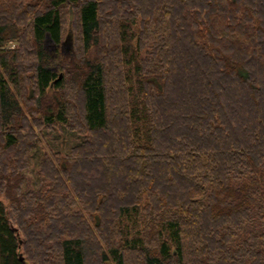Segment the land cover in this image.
<instances>
[{"label":"trees","instance_id":"16d2710c","mask_svg":"<svg viewBox=\"0 0 264 264\" xmlns=\"http://www.w3.org/2000/svg\"><path fill=\"white\" fill-rule=\"evenodd\" d=\"M0 196V264H264V0H0Z\"/></svg>","mask_w":264,"mask_h":264},{"label":"rangeland","instance_id":"374dc122","mask_svg":"<svg viewBox=\"0 0 264 264\" xmlns=\"http://www.w3.org/2000/svg\"><path fill=\"white\" fill-rule=\"evenodd\" d=\"M69 20L70 21H72V14L70 13V15H69ZM68 29V27L66 28V32H67V34H65V36L63 37V39H62V43H61V46H60V50H61V52H62V54L63 55H68V54H70L71 53V50L73 49V47H74V43L72 42V36H71V34L69 33V29ZM72 42V43H71ZM13 46V45H12ZM45 48H46V50L48 51V52H50V53H54V51H55V49L57 48V47H55V46H53L50 42H47L46 44H45ZM54 68H56V66L55 65H52ZM56 136H59L60 138H63V136L64 135H57L56 134ZM54 136L52 135V134H48V133H46V135H45V138H46V140L48 141V146L49 147H51V149L53 148H55V147H57V146H59V147H61L60 149L61 150H64L65 151V149L68 147V145H62V146H60L61 145V142H62V139H58L57 141H55L56 139H53L52 140V138H53ZM65 138L67 137V136H64ZM45 142V141H44ZM68 142H69V140H68ZM70 144V143H69ZM44 145L45 146H47L45 143H44ZM63 151V152H64ZM35 152V151H34ZM48 152H50V151H48V149L47 148H42L41 150H39L38 152H36V153H34L33 155H32V159H31V162H30V168H29V170L25 173V175H26V187H27V189H35L36 188V182H35V177H34V174H35V172H36V170H37V164H38V159H39V157H41V155L43 154V153H48ZM0 200H2L5 204H7V202L6 201H4L3 200V198L0 196Z\"/></svg>","mask_w":264,"mask_h":264},{"label":"water","instance_id":"95a60500","mask_svg":"<svg viewBox=\"0 0 264 264\" xmlns=\"http://www.w3.org/2000/svg\"><path fill=\"white\" fill-rule=\"evenodd\" d=\"M47 42H50L48 38H46V43H47ZM53 46H54V45H53Z\"/></svg>","mask_w":264,"mask_h":264}]
</instances>
